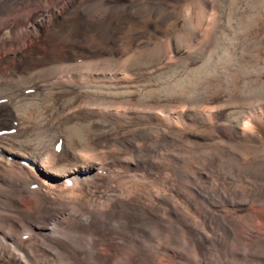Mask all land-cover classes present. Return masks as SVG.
Returning a JSON list of instances; mask_svg holds the SVG:
<instances>
[{"label": "bare ground", "instance_id": "6f19581e", "mask_svg": "<svg viewBox=\"0 0 264 264\" xmlns=\"http://www.w3.org/2000/svg\"><path fill=\"white\" fill-rule=\"evenodd\" d=\"M255 3L0 0V264H144L181 234L237 244L222 203H264V85L256 61L237 69L264 50ZM215 97L232 100L200 111ZM194 156L207 207L180 184Z\"/></svg>", "mask_w": 264, "mask_h": 264}, {"label": "rangeland", "instance_id": "374dc122", "mask_svg": "<svg viewBox=\"0 0 264 264\" xmlns=\"http://www.w3.org/2000/svg\"><path fill=\"white\" fill-rule=\"evenodd\" d=\"M250 0H248V3L250 4V3H254L255 1H256V3H258V4H256L255 3V6H256V10H261V11H258V16L260 15L261 16V14H262V17H259L258 19V23L261 25L262 24V26H260L262 29H260V38H262L263 36H264V23H263V21H264V7H262V6H264V0H252L251 2H249ZM258 1V2H257ZM252 4H250V5H252ZM262 4V5H261ZM247 10V9H246ZM262 12V13H261ZM249 13H251L252 14V12H249V11H245L244 12V15H243V13H242V16L245 18V17H247L248 16V14ZM261 13V14H260ZM246 14V15H245ZM257 14V13H256ZM250 15V14H249ZM261 18V19H260ZM262 18H263V21H262ZM261 20V21H260ZM250 33V35H251V31L249 32ZM262 52V54L260 53L259 55H258V57L257 56H255V57H252L253 55L251 54H249L250 56H248L250 59H248L247 58V62L244 60V62L241 64V66H238L237 67V69H239V70H241V69H243V68H245V70H246V72H250L251 70H252V67H253V70L252 71H254L255 72V69L258 67V70H259V73H260V75H261V80H259V82H260V85H261V83H262V85H264L263 83V81H264V50H263V47H261V49H260ZM262 55V56H261ZM253 59H252V58ZM262 57V58H261ZM255 58V59H254ZM261 59V60H260ZM254 61H256V63L254 62ZM259 61V62H258ZM251 62V63H250ZM247 63H248V65H247ZM253 63V64H252ZM256 64V66H255V64ZM250 64V65H249ZM263 64V65H262ZM262 65V66H261ZM222 68V66H220L219 67V69H221ZM251 68V69H250ZM235 69V70H234ZM234 69H232L231 71H230V73H229V76H230V78H232L231 80H229L230 78H229V76L227 77V81H226V84H227V82H229L228 83V87H227V90L226 89H224V90H226V91H229V89L230 88H233V87H235V86H237V85H239L240 83H242V81H241V78H237V70H236V67L234 68ZM260 69H261V72H260ZM234 71V72H233ZM234 73V74H233ZM262 73V74H261ZM234 75V77H233V75ZM259 75V74H258ZM263 76V77H262ZM236 78L237 79H239V82L237 83V81L238 80H236ZM263 78V79H262ZM215 79V78H214ZM224 79V80H223ZM223 79H222V81L221 82H223L224 83V81H225V77H223ZM235 80V81H232V80ZM215 82H217L218 81V79H215L214 80ZM236 82V83H235ZM234 83V84H233ZM229 84H230V86H229ZM185 86H187L186 88H184ZM192 87V86H191ZM191 87L189 86V85H187V84H184L183 85V87L182 86H180V88H182L183 90H184V92H188V91H192L193 90V87H192V89H191ZM182 89H180V91H182ZM189 89H191V90H189ZM216 98V99H215ZM213 100H214V102H213V100L211 101V102H209V104L208 103H206L205 104V102L204 103H202V104H200L199 106H198V108L200 109V111H201V109H202V106H203V111L205 110V111H207V108H209V106H210V108L209 109H211V108H218V107H221V106H223V105H225L227 102H229L230 100H232V98H230V99H225V100H222V99H220V98H218V97H215ZM220 99V100H219ZM226 100H229V101H227L226 102ZM183 99H179L175 104H176V106L178 105V106H182L183 105ZM224 102V103H223ZM178 103V104H177ZM220 105V106H219ZM208 106V107H207ZM204 107H205V109H204ZM259 110V109H258ZM229 113V112H228ZM227 113V111H226V114H228ZM224 116H221L219 119V122L222 120V121H224L225 120V118L226 117H224ZM182 123H181V122ZM179 122H180V124H179V122H177L178 123V125H179V128L180 129H182V127H183V129H185L187 126L188 127H192L191 129L192 130H196V127H197V131H204L203 129H205V131L206 132H211L212 131V128L211 127H207V128H202V130L199 128L200 126H199V124L197 123V122H195V123H189L188 121H187V119L185 118V119H182V120H180ZM189 125H188V124ZM181 124H183V125H181ZM187 125V126H186ZM195 125H196V127H195ZM194 127H195V129H194ZM199 128V129H198ZM204 131V132H205ZM263 132H264V130H263ZM262 132V134H263V136H264V133ZM219 139H217L216 141H218ZM208 142V141H207ZM199 144V143H198ZM201 142H200V146H201ZM206 144H208V145H210L211 143H206ZM199 148V147H198ZM201 149H205V145H202V147H201ZM189 158V159H188ZM191 157H187V158H183L182 160H184L183 161V163H182V160L180 161V170L181 169H185L184 171L183 170H181L182 172H185V173H189L190 172V170L192 169V171H191V175H192V177H190V178H188V177H185V176H182L181 177V181H180V184L182 183V184H184L185 185V183H186V180H187V184L188 183H190V184H192V185H189V187H188V185L186 186H184V185H182L181 184V186H184V188H185V190H186V195H191L190 197H192V199H194L196 202H200V204L202 205V203H204L203 205V207H207L208 205H207V203L205 202V201H202L199 197H200V195H198V193L196 194L193 190H192V186L193 185H198V186H207V185H209L210 184V178L209 179H205L206 177L205 176H201L200 174H198V169H197V166L199 165V163H201V161H203V160H201V159H199V157H197V156H194V157H192L191 159H190ZM194 158H197V160L196 159H194ZM204 159V158H203ZM186 160H187V162H186ZM199 160V162H197ZM205 160V159H204ZM170 161V162H169ZM193 161H194V163H193ZM196 161V162H195ZM167 162H169V163H173L171 160H167ZM189 162H191V163H189ZM185 163L187 164V165H185ZM203 163H204V161H203ZM203 163H201V164H203ZM184 164V165H183ZM190 164V165H189ZM190 166V167H189ZM189 167V168H188ZM196 171V172H195ZM197 174V175H196ZM166 175V176H165ZM170 175V176H169ZM195 175V176H194ZM172 177H173V175H171V174H168V173H166V174H164L163 176H162V178H163V180L164 181H168V178H169V183L168 184H170L171 182L172 183H174L173 182V179H172ZM187 178V179H186ZM167 179V180H166ZM183 179V180H182ZM186 179V180H185ZM188 179H190L189 181H188ZM198 179H200V180H198ZM205 182H204V181ZM182 181H184V182H182ZM191 181V182H190ZM197 183V184H196ZM207 183V184H206ZM206 184V185H205ZM187 192H190V194H188ZM192 193L194 194V197H193V195H192ZM189 197V198H190ZM196 197V198H195ZM256 198V197H255ZM255 198H252V199H254V201L251 199L246 205H245V203L243 202V200L242 199H240V204H241V206L240 207H236V208H234V206H232L231 205V209H230V206H227V205H225L224 203H222V209L224 210V211H228L227 213H230L229 214V218H230V220L233 222H231V225L233 226L234 225V228L236 229V231H238L237 233H236V235H237V241H236V243L237 244H230L228 247H227V249H222L221 250V252H222V254L221 255H218L219 253H217L215 250L214 251H211L210 250V248L208 247V246H206L205 245V247H203V248H201V250L200 249H198L197 248V246H195L194 245V247L192 246V243H191V246H189L190 245V243L187 241V240H184V239H186L182 234H181V236L179 237L180 238V240L178 241V244L176 243V244H171V243H167L165 246H166V248H163V252H164V254H165V256H164V254L163 255H161V257H159L157 260H158V262H157V260L155 259V260H153V261H148V262H146V263H144V264H165L167 261V263L166 264H208L209 262V264H264V258L263 259H261L260 258V260L258 259V258H255V260H253L254 259V254L252 255V253H259V252H262V251H264L263 249H264V203L263 202H261L259 199H255ZM260 201V202H259ZM256 202V203H255ZM249 203H251V204H249ZM250 205V206H249ZM185 206H186V209H187V211H189L191 214H192V217H191V215L190 214H186L187 216H185V218H186V220L185 221H189L190 219L191 220H193L194 221V224H195V227L196 226H198L197 228L199 229L200 228V230L202 229L203 231H205V230H207V227L203 224V222H204V219H203V217L200 215V213H194L193 214V212H192V210H189L188 208H189V206H187V205H184L183 207L185 208ZM246 206V207H245ZM248 206V207H247ZM228 209V210H227ZM240 209V210H239ZM243 209V210H242ZM254 209V210H253ZM230 210V211H229ZM262 210V211H261ZM247 211V212H246ZM246 213V214H245ZM250 214V215H249ZM254 214V215H253ZM193 215H194V217H193ZM241 215V216H240ZM248 215V216H247ZM247 216V217H246ZM233 217V218H232ZM237 217V218H236ZM244 217V218H243ZM254 217V218H253ZM184 218V219H185ZM194 218V219H193ZM197 220H196V219ZM240 218V219H239ZM202 219V220H201ZM255 219V220H254ZM196 220V221H195ZM254 220V221H253ZM193 221H189V222H193ZM235 221H236V224H234L235 223ZM259 221V222H258ZM263 222V223H262ZM201 223H202V225H201ZM247 223V224H246ZM238 224H240V226L238 225ZM253 224V225H252ZM255 224V225H254ZM261 224V225H260ZM192 225H193V223H192ZM237 225V226H236ZM242 225V226H241ZM258 226V227H257ZM245 227V228H244ZM250 227V228H249ZM256 227V228H255ZM244 228V229H243ZM252 228V229H251ZM247 232H245V231ZM253 230V231H252ZM208 231V230H207ZM246 233H244V232ZM242 232V233H241ZM261 232V233H260ZM253 233V234H252ZM251 234V235H250ZM259 234V235H258ZM242 235V236H241ZM249 235V236H248ZM245 236H247V237H245ZM243 237V238H242ZM249 237V238H248ZM262 237V238H261ZM239 238V239H238ZM257 239V240H256ZM263 240V241H262ZM183 241V242H182ZM239 241H240V243H239ZM245 242H247L246 244H245ZM262 242V243H261ZM182 243V244H181ZM187 243V244H186ZM252 244V245H251ZM257 244V245H256ZM263 245V247H261L262 245ZM238 245V246H237ZM246 245V246H245ZM171 246V247H170ZM258 246V247H257ZM236 247V248H235ZM245 247V248H244ZM246 247H247V249H246ZM208 248V249H207ZM235 248V249H234ZM252 248V249H251ZM257 248V249H256ZM260 248H262V249H260ZM237 249H239V250H237ZM251 249V250H250ZM260 249V250H259ZM245 250V251H244ZM262 250V251H261ZM198 251H200L199 253H198ZM247 251V252H246ZM257 251V252H256ZM168 252V253H167ZM244 252H246V253H244ZM168 254H169V256H168ZM192 254V255H191ZM244 254V255H243ZM247 254V255H246ZM174 255V256H173ZM195 255H197V256H195ZM233 255H234V257H233ZM252 255V256H251ZM193 256V257H192ZM220 256V257H219ZM231 256V257H230ZM248 256V257H247ZM162 257H164V259L162 258ZM171 257V258H170ZM173 258V259H172ZM183 258V259H182ZM224 258V259H223ZM236 258V259H235ZM248 258V259H247ZM252 258V259H251ZM163 259V260H162ZM165 259L167 260V261H165ZM191 259H193V260H191ZM197 259V260H196ZM223 259V260H222ZM230 259H231V261H230ZM249 259H251V260H249ZM185 260V261H184ZM194 260H195V262H194ZM233 260V261H232ZM238 260V261H237ZM258 260V261H257ZM262 260V261H261ZM160 261H162V263H160ZM177 261V262H176ZM248 261H250V262H248ZM257 261V262H256ZM150 262V263H149ZM156 262V263H155ZM231 262V263H230ZM241 262V263H240ZM252 262V263H251Z\"/></svg>", "mask_w": 264, "mask_h": 264}]
</instances>
